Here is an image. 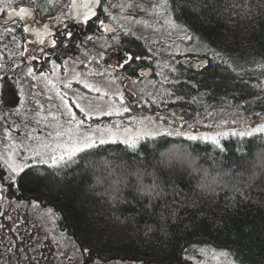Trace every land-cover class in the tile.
Returning <instances> with one entry per match:
<instances>
[{"label": "trees", "instance_id": "trees-1", "mask_svg": "<svg viewBox=\"0 0 264 264\" xmlns=\"http://www.w3.org/2000/svg\"><path fill=\"white\" fill-rule=\"evenodd\" d=\"M179 2L177 22L190 29L200 48L189 55L206 59L207 64L197 72L173 64L176 71L167 76L173 81L169 89L175 100L153 111L176 113L187 124L212 106L245 117L264 115V75L258 67L264 64V0ZM37 3L45 10L30 4L40 17L66 4ZM126 39L122 47L144 57L128 65L133 66L129 75L153 68L145 44ZM205 45L213 51H206ZM68 47L61 49L63 54ZM177 96L183 99L176 101ZM174 143L185 149V160L161 157L171 143L154 154L146 149L145 158L117 143L56 175L44 165H33L10 189L5 182L0 204L7 207L9 217L21 220L22 205L31 203L37 211L47 212L87 264H198L205 257H219L220 250L229 251L235 264H264V137L251 142L222 139L224 152L210 143L182 138ZM184 161L195 174L184 169ZM8 238L5 249L0 246V264H46L45 252L31 249L26 254ZM59 262L54 259L53 264H71Z\"/></svg>", "mask_w": 264, "mask_h": 264}, {"label": "rangeland", "instance_id": "rangeland-1", "mask_svg": "<svg viewBox=\"0 0 264 264\" xmlns=\"http://www.w3.org/2000/svg\"><path fill=\"white\" fill-rule=\"evenodd\" d=\"M154 3H159V0H103V7L108 8L106 13L108 26L115 31L118 30L121 36L141 41L148 48L147 51L151 57L149 62L153 63L148 78L141 74V71L136 76L127 75L122 68L118 67H116L119 69L118 73H113L104 67H100L99 71L95 66L101 63L92 62H98L100 60L99 50L103 49L108 44L107 42L115 40L107 41L101 35L94 39L93 48L81 52L77 56L61 55L59 62L54 61L51 47L48 49L39 47L35 38H26L22 48V42L17 39L13 40L12 34L5 35V28H2V25L7 23L5 16L9 9L5 10L4 18L0 17V65L3 66L0 67V169L4 174L6 173L3 161L12 151V145H16L18 151L22 150L25 144L35 147L36 142L28 141L25 134L32 133L34 136L40 137L41 140H45L47 132L52 130L46 128L45 124L51 120L48 112L56 111L52 105L61 103L55 95V89H60L61 95L66 92L72 100H75L77 95L83 97L80 103L93 110L92 118L87 120V124L92 125L93 128L97 125L111 126L117 121L127 126L130 117H136L139 120L146 116H151L157 124L164 123V127H169L167 123L157 118L163 116L166 119H172V113L158 110V114H156L153 111L155 106L175 100L164 93V89L170 91L169 86L173 82L170 80L168 83H163L164 76L170 73L165 65L173 67V64H176L172 60L173 57L188 56L200 60L201 58L195 54L189 55V53H199L200 48L196 45L194 38L189 42L181 38L182 33L171 32L169 35V29L162 23L163 18H156L151 14V6ZM110 5L111 7H109ZM34 26H40V24L37 25L34 21ZM21 52L24 53L23 56L20 55ZM33 56L41 63H36L35 59H31ZM53 62L60 67L54 70ZM111 64L116 65L117 63L113 61ZM29 68L33 70L35 79H33V75L28 74ZM65 69H67L66 72ZM141 70H146V68ZM42 72L47 73V77H41ZM96 72L104 73V75H89V73ZM77 73L83 75L77 76ZM159 73H163V75ZM13 76H15V80L11 79ZM4 77L8 79H3ZM49 80L53 82L55 89L52 84L47 83ZM78 80L79 83H77ZM85 81L109 94L123 91L131 111L119 117L99 115V112L95 110L107 111L114 108L115 104L107 97L101 98L96 91L83 88L82 85ZM68 82H71V87L64 88V84ZM149 93L151 96L148 95ZM48 95L53 97L51 101L47 100ZM153 99L156 101L155 104L151 103ZM37 101H39V105ZM40 105L43 106V110ZM70 106L80 118L82 114L79 113L75 105ZM138 109L139 111H137ZM206 110L213 112V116H206V111L199 115L195 114L194 121H192L193 127L189 129L188 124L184 123V130L191 131L193 134L198 132L214 134L231 129L240 130L246 124L254 125L259 122L257 116L245 117L233 109L212 106L211 109L206 108ZM135 112H140V114H134ZM66 119L67 116H64L60 123L63 124ZM37 120L40 122L37 123ZM233 120L236 121L235 124L232 123ZM224 121H228V123L225 124ZM180 123L177 119L171 127L177 128ZM26 154L31 155V153ZM28 163L31 164L32 161L29 160ZM189 164V161H184V169L187 168L191 174H195L196 169H192ZM5 208L7 207L0 204V246L2 248L5 249L3 242L11 236L12 240L17 242L16 248L17 246L22 248L26 254L31 249H35L39 253L40 251L45 252L46 260L44 261L46 264H53L54 259L56 263H60L59 261H69L71 264L86 263L79 257L74 245L64 239L61 227L53 225L47 212L37 211L31 203L29 206L22 205L21 220L13 218V216L9 217ZM215 257H205L198 264H226L224 258Z\"/></svg>", "mask_w": 264, "mask_h": 264}, {"label": "snow or ice", "instance_id": "snow-or-ice-1", "mask_svg": "<svg viewBox=\"0 0 264 264\" xmlns=\"http://www.w3.org/2000/svg\"><path fill=\"white\" fill-rule=\"evenodd\" d=\"M55 2L56 0H44L46 5H52ZM17 3L22 5L24 0H0V13H4L6 9H9L7 11L8 19L15 22L18 18L19 21L25 22L20 25L25 33L34 32L39 37H43V35H51L48 24L43 25L44 31L42 33L35 28H30L28 23L31 22L34 16L33 9L20 6L17 11L14 7ZM29 3L36 5L37 10L39 11L45 10L37 3V0H29ZM102 5L103 0H71L69 5L72 12L71 21L82 26H86L91 22L103 32H115V29L110 28L105 20L100 19L99 17L97 9ZM109 7H111V5ZM181 10L182 5L179 0H159V3H154L151 6V14L156 18H163L162 23L169 29V35L171 32L182 33L183 35L181 38L184 41L191 42L193 36L190 34V29L186 25L177 22L176 13ZM104 12H108L107 7L104 8ZM56 19L59 20V17H56ZM65 28H67V24H65ZM15 31V27H6L5 35L13 34ZM60 35L65 36L66 40H70L73 33L71 31H61ZM112 38L118 39L116 36H113ZM12 39H16L15 35H12ZM88 39L91 40L92 37H88ZM39 43L41 45L45 44L44 39H39ZM48 44L55 47L57 41L51 39L48 41ZM205 50L213 51L209 49L207 45H205ZM25 51H27V49H25ZM41 51H43V49H41ZM23 54V52L20 53L21 56H23ZM213 54L217 57L221 55L219 52H214ZM35 58L36 57L34 56L31 57V59ZM150 58L151 57H149V59ZM142 59H144V57L126 51L124 53V58L119 60L113 67L124 68L126 65H130L131 63ZM223 62L229 67H232L233 71H235V67L230 64L229 61L224 60ZM206 64L207 61H201V65L206 66ZM0 67L3 66L0 65ZM59 67V65L53 62L54 70ZM165 67L170 73L176 71L174 67L169 65H165ZM258 67L262 70L261 74L264 75V64H259ZM66 71L67 69H65V72ZM28 74L33 75V70L31 68L28 69ZM159 74L163 75V73ZM40 75L41 77H47L48 74L42 72ZM81 75L83 74L77 73V76ZM89 75H104V73L96 72L89 73ZM3 79L8 78L4 77ZM11 79L15 80V76ZM33 79H35L34 75ZM79 82L80 81L78 80L77 83ZM168 82H170L169 77L164 76L163 83ZM47 83L52 84L55 89V85L52 81L49 80ZM133 83H135V81H133ZM82 86L89 91H96L100 94L101 98L107 97L113 102V104H115L114 108H110L107 111L99 109L95 110L99 112V115H115L119 117L124 113H129L131 111V107L127 104L123 91L109 94L106 91H102L94 84H90L86 81L83 82ZM70 87L71 82L64 84V88ZM164 93L169 96L173 95L168 89H164ZM55 95L60 99L61 103L59 105H52V108H55L56 111L48 112V116L51 117V120L45 124L46 128L52 130L47 132L45 140H41L40 137L34 136L32 133H26L25 136L28 141L36 142L35 147H32L30 144H25L23 149L18 151L16 145H12V151L8 154L7 159L3 161L6 174H0V193L6 191L5 182L7 184V189H10L12 185L17 183V179L21 176V173H23L25 169L31 168L33 165H44L48 169L54 170L52 174L56 175L60 171L66 172L79 166L81 162L88 161L90 157L98 155V150L100 148L109 144H122L126 151H129L134 155H139L141 158H145L144 152L146 149L150 148L154 154L159 149L164 148L166 144L171 143L172 147L161 152V157L183 161L186 159V152L180 144L174 143L177 139L182 138V140L189 142L210 143L215 149L224 152L225 148L222 145V138L231 139L235 137L241 141L247 139L251 142L257 137H264V115H261L260 113L255 114L259 118V122L254 125L246 124L240 130L231 129L230 131H221L214 134L205 132L193 134L191 131L184 130V123L187 122L184 121L183 116L177 117L176 113H172V119H166L163 116L157 118L158 120L167 123L169 125L167 128L164 127V123L157 124L151 116H146L139 120L136 117H130L127 126L117 121L111 126L102 127L97 125L93 128L92 125L87 124V120L91 119L93 116V110L86 108L80 103L83 99L82 96L77 95V98L72 100L68 97L66 92L61 95L60 89H55ZM148 95L151 96L150 93ZM46 98L49 101L53 99L51 95H48ZM181 99H183V97H176V101ZM151 103L155 104L156 101L153 99ZM37 104L39 105V101H37ZM70 105H75L79 110V113L82 114L80 118H78L77 113L72 110ZM40 108L43 110L42 105H40ZM37 115L39 116V112ZM64 116H67V119L62 124L60 123V120ZM206 116L212 117L213 112L206 110ZM177 119L181 122L180 125L177 128H172L171 125L175 124ZM39 122L40 121L37 120V123ZM223 123L227 124L228 121H224ZM232 123L235 124L236 121L233 120ZM187 127L191 129L193 125L188 123ZM237 151H240L239 147H237ZM26 153H31V155ZM29 160L32 161L31 164L28 163ZM137 179H140L139 174H137ZM147 191H149L150 194V190ZM48 211L52 212L53 210L50 208ZM218 256L225 258L226 264H235L230 258L231 253L229 251L220 250ZM214 258H216L215 254Z\"/></svg>", "mask_w": 264, "mask_h": 264}, {"label": "flooded vegetation", "instance_id": "flooded-vegetation-1", "mask_svg": "<svg viewBox=\"0 0 264 264\" xmlns=\"http://www.w3.org/2000/svg\"><path fill=\"white\" fill-rule=\"evenodd\" d=\"M24 1L26 2H24L20 6L32 8L34 11V16L31 22L28 23V26L30 28L37 29V31H42L44 29L43 25L48 24L51 35H48L44 39L45 43H47V46L44 47L45 44L41 45L39 43V39L35 35H32L30 32L28 33L23 32V29L22 27H20V25L25 22L19 21L18 18L15 20V22H13L12 20H9L6 15L5 18L7 19V23L6 22L3 23L2 28L15 27L16 31L12 35L18 34L20 36V39H18V41L22 42V48L24 47L23 43L26 38L28 37L35 38L37 40V44L39 45V47L41 46L44 49H48V47H51V52L54 53V57H53L54 61L59 62L61 55L77 56V55H80L81 52H85L89 50L90 48H93L94 46L93 41L97 36L100 37L101 35L107 41L113 40L112 37L116 36L118 37V39L113 40V42H107L108 44L103 49H100V50L98 49L100 52V60L98 62H92V63H101L100 65L96 64L95 66L96 68H98L99 71H100V67H104V68H108L113 73H118L119 69L114 68L113 67L114 65L111 63H113V61H116L117 63L119 60H122L124 58V53L127 50H125L122 47V44H123V40H127L126 36H121L118 30L113 33L103 32L95 24L91 22L86 26L73 23L71 21L72 12L69 7L71 0H63L66 4L63 5L61 9L55 11L53 14H50L47 17H40L39 14L34 10L33 6L29 3V0H24ZM20 6L15 7L17 11ZM101 8L102 6L98 7L97 9L99 17L100 19H103L105 20L106 23H108V16L104 12V7L103 9ZM0 17L4 18V13H1ZM56 17H59V20H57ZM34 21H36L37 25L40 24V26H34ZM65 24H67V28H65ZM61 31H71L73 33L71 39L69 41L66 40L65 36L60 35ZM89 32L91 33L89 34ZM88 37H92V39L89 40ZM51 39H55L57 41V45L55 47H52L48 44V41ZM75 42H77L78 45L74 44ZM65 44L66 46H69V47H68V52L66 54H63V51L61 49L66 47ZM35 61L36 63H41L39 59H35ZM145 68H149V67H145ZM132 69H133V66L130 67L128 65L122 68V70L126 72L127 75L131 73ZM140 71L142 70L141 69L136 70L135 71L136 75ZM3 104H5V101H3Z\"/></svg>", "mask_w": 264, "mask_h": 264}, {"label": "water", "instance_id": "water-1", "mask_svg": "<svg viewBox=\"0 0 264 264\" xmlns=\"http://www.w3.org/2000/svg\"><path fill=\"white\" fill-rule=\"evenodd\" d=\"M44 29L42 31L39 32H43ZM50 31V30H49ZM32 35H35L38 39H45L48 35H43V37H39L37 36L36 33L34 32H30ZM172 60L174 62H176V64H179L181 67L190 70V71H194L197 72L199 71L200 68H202L204 65H201V61H206V59H200V60H196L192 57H188V56H184V57H180V58H176L173 57ZM141 74L145 75V77H149L151 74V68H146V70L141 71Z\"/></svg>", "mask_w": 264, "mask_h": 264}, {"label": "bare ground", "instance_id": "bare-ground-1", "mask_svg": "<svg viewBox=\"0 0 264 264\" xmlns=\"http://www.w3.org/2000/svg\"><path fill=\"white\" fill-rule=\"evenodd\" d=\"M207 61V60H206Z\"/></svg>", "mask_w": 264, "mask_h": 264}]
</instances>
